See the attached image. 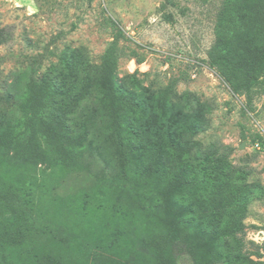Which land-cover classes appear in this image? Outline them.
I'll list each match as a JSON object with an SVG mask.
<instances>
[{
  "label": "trees",
  "instance_id": "16d2710c",
  "mask_svg": "<svg viewBox=\"0 0 264 264\" xmlns=\"http://www.w3.org/2000/svg\"><path fill=\"white\" fill-rule=\"evenodd\" d=\"M216 32L210 66L250 105L264 79V0H225ZM75 68L15 74L0 94L10 108L0 116V264H264L242 223L262 188L231 166L229 148L192 139L208 128L209 106L187 93L173 101L170 89L131 90L109 63L83 81ZM84 101L117 169L87 191L54 196L92 153L84 142L95 116L75 121ZM200 196L222 206L206 215Z\"/></svg>",
  "mask_w": 264,
  "mask_h": 264
},
{
  "label": "rangeland",
  "instance_id": "374dc122",
  "mask_svg": "<svg viewBox=\"0 0 264 264\" xmlns=\"http://www.w3.org/2000/svg\"><path fill=\"white\" fill-rule=\"evenodd\" d=\"M224 5L225 0H0V30L6 37L0 44V94L21 72L38 80L49 73L58 76L71 64L83 81L90 69L109 63L115 82L131 90L170 89L173 101L185 93L194 95L209 106V126L192 139L201 149L229 148L231 166L248 172L246 182L263 190L248 205L242 223L245 241L263 246L259 261L264 262V79L252 89L249 105L210 66ZM88 106L81 103L75 121L95 116L84 142L85 151L91 145L92 153H85L83 170L58 181L54 196L87 191L104 172L107 177L117 169L96 114L85 110ZM9 109L2 103L0 116ZM254 142L258 149H252ZM221 206L219 199L200 196L197 210L210 215ZM189 262L187 256L177 258V264Z\"/></svg>",
  "mask_w": 264,
  "mask_h": 264
},
{
  "label": "built area",
  "instance_id": "2783aa9c",
  "mask_svg": "<svg viewBox=\"0 0 264 264\" xmlns=\"http://www.w3.org/2000/svg\"><path fill=\"white\" fill-rule=\"evenodd\" d=\"M260 146H259V144H258V142H256L254 145H252V149H255V148H259Z\"/></svg>",
  "mask_w": 264,
  "mask_h": 264
},
{
  "label": "water",
  "instance_id": "95a60500",
  "mask_svg": "<svg viewBox=\"0 0 264 264\" xmlns=\"http://www.w3.org/2000/svg\"><path fill=\"white\" fill-rule=\"evenodd\" d=\"M243 146H241L240 148H242Z\"/></svg>",
  "mask_w": 264,
  "mask_h": 264
}]
</instances>
